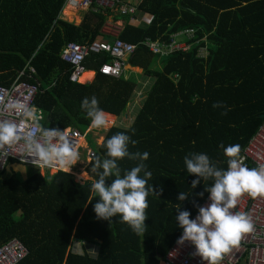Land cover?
Segmentation results:
<instances>
[{
	"label": "trees",
	"instance_id": "1",
	"mask_svg": "<svg viewBox=\"0 0 264 264\" xmlns=\"http://www.w3.org/2000/svg\"><path fill=\"white\" fill-rule=\"evenodd\" d=\"M66 4L0 0V84L10 86L21 71L36 69L34 79L43 92L34 106L45 114L43 128L86 131L91 120L81 104L93 96L99 108L117 120L101 145L89 135L95 157L87 167L91 180L82 185L63 171H37L22 179L8 172L18 163L9 161L0 171V248L12 241L24 246L28 256L17 264H159L156 257L166 258L183 232L176 221L177 205L193 219L209 195L205 188L213 183L201 179L193 189L197 177L187 172L185 156L203 153L227 170L224 148L239 145L241 156L264 121V0H142L137 10L152 20L139 27L129 25L130 17L104 9L85 13L76 26L61 21ZM110 19L123 22L115 36L106 33ZM188 29L195 30L194 40L180 36L179 42L189 50L162 57L160 68L158 57L142 45L146 40L169 45L173 36ZM113 39L137 46L126 68L141 73L125 69L118 78L101 75L98 70L110 58L93 53L87 67L97 70L95 79L72 83L71 66L61 60L64 48ZM202 48L206 57L199 60ZM89 74L92 79L94 73ZM149 79L154 82L146 90ZM142 87L136 105L134 97ZM216 102L225 107L214 108ZM117 133L137 141L129 143V152L149 153L143 161L152 173L146 187L153 186L155 192L147 197L143 235L120 222L119 215L108 221L94 212L99 197L91 186L102 168L92 169L97 157L108 158L106 141ZM139 163L118 161L121 176ZM113 179L108 177L106 183ZM180 192L189 195L183 202L178 200ZM76 245L82 246L80 254L74 252Z\"/></svg>",
	"mask_w": 264,
	"mask_h": 264
},
{
	"label": "clouds",
	"instance_id": "2",
	"mask_svg": "<svg viewBox=\"0 0 264 264\" xmlns=\"http://www.w3.org/2000/svg\"><path fill=\"white\" fill-rule=\"evenodd\" d=\"M141 1L142 0H122L120 7L132 9L133 13L120 15L115 12V15L130 17L129 25L131 26H148L152 17L147 14L139 13L137 7ZM68 5L70 4L67 0L66 6ZM73 9L76 11L75 8ZM99 10H94L92 7V9L88 11L94 12ZM111 12L113 15L114 12ZM59 20H61V15H59ZM189 31H193L194 37L191 40H194L195 30L193 29L185 30L173 37H176L179 42L180 36L186 39L185 35L181 34ZM186 40L188 41L189 39ZM201 40V42H205L206 38ZM179 44L185 43L179 42ZM201 52L202 56L200 55ZM197 57L199 60H204L206 57V49H200ZM89 71L91 70H88L87 67L86 73ZM92 71L96 77L97 70L93 69ZM88 81L90 80L87 79L85 84H88ZM82 83L83 82L79 84ZM144 86L146 87V85ZM213 107L220 108L225 106L221 102H216L213 104ZM81 108L91 120L89 135L92 134L93 138L95 130H104L102 131V133H104L116 123V117L100 109L98 101L94 96L90 100L89 98H84ZM222 114L227 113L224 112ZM26 115L33 116L34 113L31 110H26ZM107 116L110 118L109 121H111L109 128L94 129L105 127L108 124ZM111 116L114 117L112 120ZM36 127L38 129L36 134H33L31 131L22 133V130L17 124L7 121L0 122V150L5 149L6 146L10 148L23 140L24 149L21 156L22 163L27 162L23 159L24 157H31V163L34 165L46 167L58 166L60 169H63L59 171L72 174L79 184H84L86 181L79 179L78 174L84 172L88 177L87 167L93 159L88 161L84 156L85 164L80 163L74 166L78 167V170L80 169L82 172L77 173L78 171L74 168L71 170L72 166L79 159V153L75 142L66 134V130L60 131L58 129L43 128L39 124H37ZM104 139L105 135L103 141ZM129 143L134 146L137 141L131 140L126 134L117 133L106 141V156L108 158L103 159V161H101L99 157L96 158L92 170L96 171L102 168V172L99 174L98 180L91 186V191L96 197H99V202L94 205V212L98 219L108 221L119 215L121 217L120 222L129 225L135 234L143 235L147 228L145 225V221L148 218L145 214V210L149 206L147 197L149 192H155V190L153 186L146 187L148 180L152 177V173L146 170V165L143 161L149 158V153H131L128 149ZM87 146L90 147L89 145ZM221 147L223 148L224 146L221 145ZM90 148L94 150L93 147ZM224 153L228 158L227 170L218 168L216 164L203 153H189L184 158L187 172L197 177V179L192 181L191 187L193 189L200 184L201 179L203 181L211 179L213 183L210 187L205 188V191L210 194V204L205 207H199V213L195 219H190V212L181 211V205H177L178 215L176 216V221L183 230L181 237L177 240V244L183 246L185 242H190L195 246L196 255L200 256L203 261H207V264H218L222 255L236 246L243 234L252 231L253 225L246 213L231 211L237 206L239 198L245 193L252 198L264 196V165L253 168L247 167L244 163V159L240 156L239 145H232L224 148ZM124 158L139 160L140 163L121 176V169L118 167V161ZM15 165L27 166L18 163ZM31 167L36 168L40 172H49L50 174H55L57 172L38 166ZM141 172L144 173L143 177L140 176ZM112 176H114L115 179H113L110 184H107L106 179ZM90 180L89 178V181ZM202 195L203 193H201V196ZM188 197V194L180 192L178 200L183 202ZM82 245L85 246L83 243ZM77 246L80 247V249L82 247L81 245H76V247Z\"/></svg>",
	"mask_w": 264,
	"mask_h": 264
},
{
	"label": "built area",
	"instance_id": "3",
	"mask_svg": "<svg viewBox=\"0 0 264 264\" xmlns=\"http://www.w3.org/2000/svg\"><path fill=\"white\" fill-rule=\"evenodd\" d=\"M68 3L79 11H88L93 7L94 10H110L120 15L133 13L132 9L120 7L122 0H68ZM181 35H185L186 39L189 40L194 37L193 31ZM142 45L151 54L160 57L171 55L177 51L185 52L189 49L188 45L179 44L176 37L172 38L169 45L150 42L149 40H146ZM136 48L134 45L117 40L112 42L103 40L101 43L92 46L70 43L62 51L61 60L71 66L69 80L72 83H81V79L87 71L88 61H90L93 53L110 58V62L103 64L99 72L103 75L118 78L125 71L127 62L134 55ZM200 55L202 56V52ZM34 75H36V69L31 66L27 71H21L10 86L0 84V122L15 123L22 130V133L31 131L36 134L38 132L36 125L39 124L43 127L45 120L43 110L34 106L39 93L43 92L41 84L34 79ZM54 85L55 82L51 83L48 88H53ZM26 110L33 111L34 115L27 116ZM64 130H66L68 137L75 142L79 153V159L71 170L77 164H85V159L91 161L95 157V151L86 144L90 129L83 132L78 128L68 127L60 131ZM23 149L24 142L21 140L10 148L6 146L5 149L0 150V171L4 170L11 160H17L18 164L21 165L38 166L50 169L53 172L63 170L58 166L34 165L31 163V157H24L23 159L27 162L22 163ZM241 157L249 168L264 165V121L252 136L250 143L246 145ZM209 195L200 207L210 204ZM231 211L246 213L253 228L251 232L241 236L236 246L222 255L218 264H264V196L252 198L245 193L239 198L237 206ZM198 213L199 209L193 219L197 217ZM27 256V249L17 241H12L0 248V264H17ZM159 264H207V261H203L200 256L196 255L195 246L190 242H185L183 246L178 245L176 242L166 258H163Z\"/></svg>",
	"mask_w": 264,
	"mask_h": 264
},
{
	"label": "rangeland",
	"instance_id": "4",
	"mask_svg": "<svg viewBox=\"0 0 264 264\" xmlns=\"http://www.w3.org/2000/svg\"><path fill=\"white\" fill-rule=\"evenodd\" d=\"M77 12H78V14H77ZM88 12L89 11H83V12L82 11H79V10H76V12L74 11L75 14L72 17H76V18H80L81 17V21L79 22L77 20H69V22L70 23L72 22L75 25L79 26L82 23V20L84 18L85 13H88ZM115 14L116 13L114 12V15ZM112 21L113 20L110 19L109 22H108V24L106 25V33L115 36L116 33H118L122 28L121 27L119 29L116 28L115 22L112 23ZM203 56H204V54H203ZM157 57H158V59H157L158 63L157 64H159V68H160L161 67L160 62L162 60H160L161 59L160 56H157ZM164 61L165 60H163V62ZM154 66L156 67V65H154ZM126 70H131V71H133L134 73H137V74H140L141 73L140 70L131 69V68H128V67L126 68ZM93 78H95V75L93 76ZM93 78L91 79V81L93 80ZM152 82H154V80H150V79L147 80V83L145 84L147 86L146 90H148L150 88ZM143 92H144V87H142V91H139L137 93V95L134 97V102H133L134 104L136 103V105H137L139 103V101L142 99L141 96L143 95ZM107 118H108V124L105 127H103V128H94V129H106V128H109V126L111 125V121H109L110 118L108 116H107ZM102 131H104V130H95V132L93 134L94 135V139H95V141L97 142L98 145H100L103 142V137L105 135V132L102 133ZM94 139H92L91 136H88V138H87V145H89L90 147H93L94 148L95 147V145L93 143V140ZM74 169L76 171H78L77 173L82 172V171H80V169L78 170V167H74ZM10 171H15L16 173H18V175H20V177L22 179H26L31 173L33 174V173L37 172L38 170L36 168H34V167H31V166L15 165V166H12V168H10L8 170V172H10ZM6 174H9V173H6ZM83 174L86 175L84 172L78 174L79 179H83L85 181H89V178L90 177L89 176L87 177V175L85 177V176H83ZM4 177H6V175H4ZM74 252L77 253V254H80V247H78V246L75 247L74 248Z\"/></svg>",
	"mask_w": 264,
	"mask_h": 264
},
{
	"label": "crops",
	"instance_id": "5",
	"mask_svg": "<svg viewBox=\"0 0 264 264\" xmlns=\"http://www.w3.org/2000/svg\"><path fill=\"white\" fill-rule=\"evenodd\" d=\"M77 1V0H76ZM72 8V6L71 5H68V6H66L65 7V9H64V11H63V13H62V19L64 20V21H66V22H69V20H77V21H81V17L80 18H76V17H68V16H66V10L68 9V8ZM74 11L75 10H73V13H74ZM65 12V13H64ZM76 12V11H75ZM65 14V15H64ZM75 14V13H74ZM77 14H78V12H77ZM70 23V22H69ZM112 23H113V21H112ZM70 24H74V23H70ZM116 24V28H122V26H123V22L121 21V22H117V23H115ZM89 72H93V71H89ZM88 73V72H87ZM94 73V72H93ZM89 78H91V77H89ZM88 80H90V81H88L87 83H90V82H92L93 80H94V78H93V80L91 81V79H88ZM86 82L84 81L82 84H85ZM49 87V86H48ZM51 89V88H50ZM142 91V90H141ZM143 96H141V98H142ZM81 252V251H80Z\"/></svg>",
	"mask_w": 264,
	"mask_h": 264
},
{
	"label": "bare ground",
	"instance_id": "6",
	"mask_svg": "<svg viewBox=\"0 0 264 264\" xmlns=\"http://www.w3.org/2000/svg\"><path fill=\"white\" fill-rule=\"evenodd\" d=\"M73 10H74V9H72L71 7L68 8V9L66 10V16H68V17H72V16L74 15ZM64 13H65V12H64ZM64 15H65V14H64ZM89 77H91L90 74H89V72H88V73H85V74L83 75L82 79H81V82L86 81L87 79H89Z\"/></svg>",
	"mask_w": 264,
	"mask_h": 264
},
{
	"label": "water",
	"instance_id": "7",
	"mask_svg": "<svg viewBox=\"0 0 264 264\" xmlns=\"http://www.w3.org/2000/svg\"><path fill=\"white\" fill-rule=\"evenodd\" d=\"M156 260L161 261V260H162V257L158 255V256L156 257Z\"/></svg>",
	"mask_w": 264,
	"mask_h": 264
}]
</instances>
